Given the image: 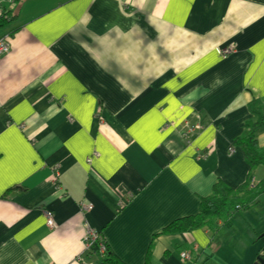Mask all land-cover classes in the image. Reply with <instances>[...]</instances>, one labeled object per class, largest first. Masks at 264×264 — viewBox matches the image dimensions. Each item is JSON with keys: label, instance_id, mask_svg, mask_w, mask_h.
Wrapping results in <instances>:
<instances>
[{"label": "crops", "instance_id": "0c3cea01", "mask_svg": "<svg viewBox=\"0 0 264 264\" xmlns=\"http://www.w3.org/2000/svg\"><path fill=\"white\" fill-rule=\"evenodd\" d=\"M8 11L0 264H107L85 251L87 225L123 264L264 260V193L211 227L156 236L196 215L218 181L264 184V167L250 171L232 145L249 104L264 110V0H14ZM186 123L200 126L191 140Z\"/></svg>", "mask_w": 264, "mask_h": 264}, {"label": "trees", "instance_id": "16d2710c", "mask_svg": "<svg viewBox=\"0 0 264 264\" xmlns=\"http://www.w3.org/2000/svg\"><path fill=\"white\" fill-rule=\"evenodd\" d=\"M12 17L11 12H6L5 18L0 20V27L9 23ZM248 108L251 117L244 123L241 135L233 140L232 145L242 151L250 171H253L259 166L264 167V147H260L256 140L258 131L264 128V110L256 101H252ZM252 179L251 174L248 181L237 189L218 181L213 186L211 195L200 199V210L196 215L172 221L156 236L191 233L204 227L208 228L216 221L230 217L236 209H246L264 193L263 183L256 184L253 189L249 188ZM147 256L146 264L149 263V254ZM102 258L107 264H123L107 247Z\"/></svg>", "mask_w": 264, "mask_h": 264}, {"label": "built area", "instance_id": "2783aa9c", "mask_svg": "<svg viewBox=\"0 0 264 264\" xmlns=\"http://www.w3.org/2000/svg\"><path fill=\"white\" fill-rule=\"evenodd\" d=\"M13 2L14 0H0V20L2 18H5V13L8 12L9 5ZM5 4H8V6L5 7ZM8 37L9 36L7 34L0 37V59L9 52ZM217 51L224 58L227 57V55H229L230 53H232L233 49L228 46L225 48H219ZM199 127H200L199 125H192L186 123L185 133L183 134V138L191 140L194 137L195 132L198 130ZM229 150L232 151L231 148ZM255 186L256 183L252 180L249 188L253 189ZM81 205H82V209L85 211H89L90 209L93 208V204L82 203ZM44 215L46 219V225L48 226V228L55 229L57 224L55 221L54 214L51 211H46ZM84 246L86 247L85 250L86 252L87 251L89 252V250L94 249V253H96L100 257H103L106 254V245L101 240L98 231L90 227L89 225L86 226Z\"/></svg>", "mask_w": 264, "mask_h": 264}, {"label": "water", "instance_id": "95a60500", "mask_svg": "<svg viewBox=\"0 0 264 264\" xmlns=\"http://www.w3.org/2000/svg\"><path fill=\"white\" fill-rule=\"evenodd\" d=\"M253 264H264V260L260 257L256 259V261Z\"/></svg>", "mask_w": 264, "mask_h": 264}, {"label": "rangeland", "instance_id": "374dc122", "mask_svg": "<svg viewBox=\"0 0 264 264\" xmlns=\"http://www.w3.org/2000/svg\"><path fill=\"white\" fill-rule=\"evenodd\" d=\"M9 36V35H8ZM232 48V47H231ZM232 49H234V48H232ZM190 124V123H189ZM260 214H262L261 212H260ZM98 234H99V236H100V232L98 231ZM101 237V236H100Z\"/></svg>", "mask_w": 264, "mask_h": 264}]
</instances>
